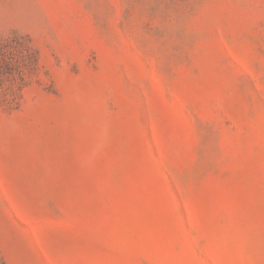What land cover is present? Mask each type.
Masks as SVG:
<instances>
[{
	"label": "rangeland",
	"instance_id": "obj_1",
	"mask_svg": "<svg viewBox=\"0 0 264 264\" xmlns=\"http://www.w3.org/2000/svg\"><path fill=\"white\" fill-rule=\"evenodd\" d=\"M0 264H264V0H0Z\"/></svg>",
	"mask_w": 264,
	"mask_h": 264
}]
</instances>
